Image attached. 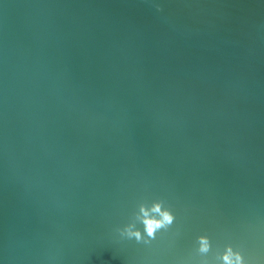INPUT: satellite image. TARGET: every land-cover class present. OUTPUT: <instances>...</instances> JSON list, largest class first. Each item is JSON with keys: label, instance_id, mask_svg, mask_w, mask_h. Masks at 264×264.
I'll list each match as a JSON object with an SVG mask.
<instances>
[{"label": "water", "instance_id": "water-1", "mask_svg": "<svg viewBox=\"0 0 264 264\" xmlns=\"http://www.w3.org/2000/svg\"><path fill=\"white\" fill-rule=\"evenodd\" d=\"M229 249L264 264V0H0V264Z\"/></svg>", "mask_w": 264, "mask_h": 264}, {"label": "clouds", "instance_id": "clouds-1", "mask_svg": "<svg viewBox=\"0 0 264 264\" xmlns=\"http://www.w3.org/2000/svg\"><path fill=\"white\" fill-rule=\"evenodd\" d=\"M143 212V223L145 225V231L149 237H154L155 232L157 229H160L162 227H165L167 225H170L173 222V216L170 212L167 210H162L161 205L159 203L155 204L152 208V212L156 213L159 215V218H156L155 216H150L148 211L144 210L143 208L141 209ZM129 235H134L137 240L141 238L140 233L137 232H129ZM202 242V251L207 250V241L204 238H201ZM232 252L231 249H229L228 254L224 256V260L226 264H243L241 256L237 253L235 254V261L231 259L232 257Z\"/></svg>", "mask_w": 264, "mask_h": 264}]
</instances>
